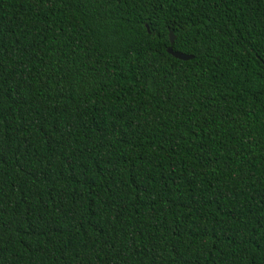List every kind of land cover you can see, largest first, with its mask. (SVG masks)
Masks as SVG:
<instances>
[{"label": "trees", "instance_id": "1", "mask_svg": "<svg viewBox=\"0 0 264 264\" xmlns=\"http://www.w3.org/2000/svg\"><path fill=\"white\" fill-rule=\"evenodd\" d=\"M0 264H264L262 0H0Z\"/></svg>", "mask_w": 264, "mask_h": 264}, {"label": "water", "instance_id": "2", "mask_svg": "<svg viewBox=\"0 0 264 264\" xmlns=\"http://www.w3.org/2000/svg\"><path fill=\"white\" fill-rule=\"evenodd\" d=\"M262 3L264 5V0H262ZM145 29L147 31V27L145 26ZM167 38H168V43H169V47L166 48V53L169 54L170 56H172L174 59H177V60H180V61H187V60H190L192 57L191 56H188V55H183V54H180V53H176V52H173L171 50V44L174 40V37L172 35V33L169 31L168 34H167Z\"/></svg>", "mask_w": 264, "mask_h": 264}]
</instances>
